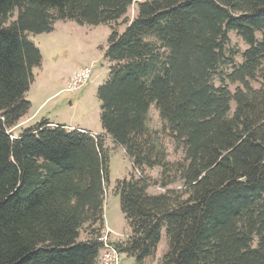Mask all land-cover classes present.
<instances>
[{
    "label": "trees",
    "instance_id": "1",
    "mask_svg": "<svg viewBox=\"0 0 264 264\" xmlns=\"http://www.w3.org/2000/svg\"><path fill=\"white\" fill-rule=\"evenodd\" d=\"M132 3L0 0V264H98L108 137L138 173L115 185L132 231L121 252L144 264L165 229L161 264H264V0H144L129 19ZM59 20L110 26L104 132L44 119L15 135L43 60L29 33ZM231 31L248 46L241 62Z\"/></svg>",
    "mask_w": 264,
    "mask_h": 264
},
{
    "label": "rangeland",
    "instance_id": "2",
    "mask_svg": "<svg viewBox=\"0 0 264 264\" xmlns=\"http://www.w3.org/2000/svg\"><path fill=\"white\" fill-rule=\"evenodd\" d=\"M133 0L128 9L127 17L133 19L138 12V2ZM124 26L119 29L123 30ZM111 33L107 24L81 25L75 21L59 20L55 23L54 30L44 33H29L30 39L39 47L43 57L42 64L35 67L34 81L26 94V99L31 102L28 115L33 114L45 98L55 91H61L50 98L44 105V109L37 117L26 125L17 126L14 134L22 132L25 128L35 125L44 119L50 118L62 125H80L94 128L100 124L101 101L98 97V89L109 78L111 62L105 58V51ZM231 39V53L235 52V60L241 62L240 56L248 46L236 32L229 33ZM230 53V55H231ZM92 66L93 74L86 86L77 93L67 90V80L75 68L79 66ZM226 68V67H224ZM219 85L218 79L215 81ZM257 86V83H254ZM236 85H230L234 90ZM234 108V104H233ZM148 126L151 130L161 128V120L156 106L153 104L149 111ZM165 145L169 152V159L176 160L182 156L180 150H176L172 141L165 139ZM109 151L110 182L106 189L105 219L110 229V239L113 242L126 241L131 236V227L121 209L120 195L115 190L116 181L138 173L133 168V163L125 151L114 142H106ZM159 168L148 169L146 174L152 178L159 175ZM179 184L173 185L178 187ZM165 189L152 185L151 193L163 192ZM85 234L83 233V236ZM168 248L166 230H163L162 239L155 255L145 261L144 264H161L162 257ZM122 264H139L135 257L121 253Z\"/></svg>",
    "mask_w": 264,
    "mask_h": 264
},
{
    "label": "built area",
    "instance_id": "3",
    "mask_svg": "<svg viewBox=\"0 0 264 264\" xmlns=\"http://www.w3.org/2000/svg\"><path fill=\"white\" fill-rule=\"evenodd\" d=\"M92 66H82L75 69L67 80V90L77 93L91 80ZM110 228L105 227L101 240L103 247L99 255L98 264H122L121 251L110 239Z\"/></svg>",
    "mask_w": 264,
    "mask_h": 264
},
{
    "label": "crops",
    "instance_id": "4",
    "mask_svg": "<svg viewBox=\"0 0 264 264\" xmlns=\"http://www.w3.org/2000/svg\"><path fill=\"white\" fill-rule=\"evenodd\" d=\"M86 66H88V65H86ZM79 67H82V66H79ZM77 68H78V67H77ZM77 68H75V69H77ZM75 69H74V70H75ZM72 73H73V72H72ZM71 75H72V74H71ZM59 92H61V91H55V92H53L52 94L48 95V96L45 98V100H44V101L38 106L37 110H36L33 114H31V115L26 114L24 117L21 118V120H20L18 126H20V125H26L27 123L31 122V120H32L33 118H35L36 114H37V117H38L39 114L41 113V110L44 109V105H45V103H46L50 98H52L53 96L57 95ZM47 120L50 122V124H51L52 126L59 124L57 121H55V120H53V119L47 118ZM65 126H66L67 128H69V129L88 130V131H90V132H92V133H94V134H102V133L104 132V131H103V128H102V125H101V121H100V124H96L94 128H90V127L87 126V125H85V126H80V125H77V126H75V125H69V126H68V125H65ZM15 135H18V134H15ZM108 141L113 142L112 139H111L110 137L107 138L106 142H108ZM120 147H121V146H120ZM121 148H122V147H121ZM122 149H123V148H122ZM123 150H124V149H123ZM124 151H125V150H124ZM107 226L111 229V231L113 230L108 224H107Z\"/></svg>",
    "mask_w": 264,
    "mask_h": 264
}]
</instances>
